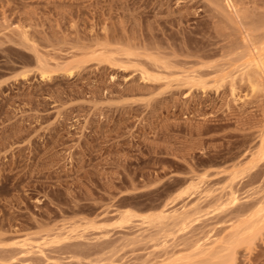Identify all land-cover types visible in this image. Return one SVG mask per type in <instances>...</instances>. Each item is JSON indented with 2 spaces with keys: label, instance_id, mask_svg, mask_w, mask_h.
<instances>
[{
  "label": "rangeland",
  "instance_id": "1",
  "mask_svg": "<svg viewBox=\"0 0 264 264\" xmlns=\"http://www.w3.org/2000/svg\"><path fill=\"white\" fill-rule=\"evenodd\" d=\"M261 60L264 0H0V264H264Z\"/></svg>",
  "mask_w": 264,
  "mask_h": 264
},
{
  "label": "bare ground",
  "instance_id": "2",
  "mask_svg": "<svg viewBox=\"0 0 264 264\" xmlns=\"http://www.w3.org/2000/svg\"><path fill=\"white\" fill-rule=\"evenodd\" d=\"M228 2L231 3V0H228ZM231 7H232V6H231ZM234 8H236V7H234ZM261 18H262V17H261ZM254 49H255V47H254ZM259 51H260V50H259ZM158 59H160V58H158ZM156 60H157V59H156ZM160 60H161V59H160ZM252 61H253V59H252ZM165 62H166V60H165ZM168 62H169V61H167L166 63H168ZM249 63H251V61H249ZM163 65H167V64H163ZM253 65H254V66H253L254 69H252V70H253L252 72H253V74H254V77H258V76L264 75V61L261 60L259 63H258V61H257V62H255V63H253ZM158 68H159V66H158ZM158 68H157V69H158ZM161 68H162V67H161ZM250 68H251V67H250ZM247 69H248V68H247ZM247 69H246V70H247ZM243 71H244V72H243ZM243 71H242V74H241V75H242V76H243V75L247 76L248 81H249L252 85H255V84H256L255 79L252 78V76L250 75L249 71H245V70H243ZM43 73H44V71H41V75H43ZM143 74H145L144 71L142 72V75H143ZM241 75H240V76H241ZM184 76H185V75H184ZM242 76H241V77H242ZM142 77H143V78H146V79H153V78L150 77L148 74H147V75L145 74V75L142 76ZM161 77H163V76H161ZM156 78H158V77H156ZM156 78H155V79H156ZM258 78H260V77H258ZM162 79H163V78H162ZM240 79H241V78H240ZM193 80H194V79H193ZM152 81H153V80H152ZM179 81H180V80H179ZM190 81H191V80H189V82H188L189 84H190ZM181 82H182V81H181ZM193 82L195 83V81H193ZM196 82H197V81H196ZM201 82H203V81H201ZM201 82H200V86H199V85H198V86H199L201 89H204V84H205V83H201ZM197 83H199V82H197ZM182 84H183V83H182ZM231 85L233 86V84H231ZM198 86H197V87H198ZM256 86H257V85H256ZM216 87H218V86H216ZM252 87H254V86H252ZM204 90H205V89H204ZM230 198L235 199V197H233V195H232V197H230Z\"/></svg>",
  "mask_w": 264,
  "mask_h": 264
}]
</instances>
